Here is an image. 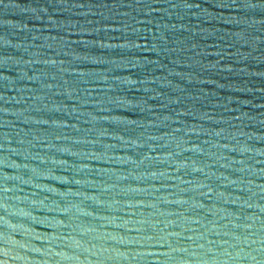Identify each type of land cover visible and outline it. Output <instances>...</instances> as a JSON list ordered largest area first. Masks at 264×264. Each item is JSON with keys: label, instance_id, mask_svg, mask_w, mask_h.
<instances>
[{"label": "water", "instance_id": "1", "mask_svg": "<svg viewBox=\"0 0 264 264\" xmlns=\"http://www.w3.org/2000/svg\"><path fill=\"white\" fill-rule=\"evenodd\" d=\"M0 264H264V0H0Z\"/></svg>", "mask_w": 264, "mask_h": 264}]
</instances>
